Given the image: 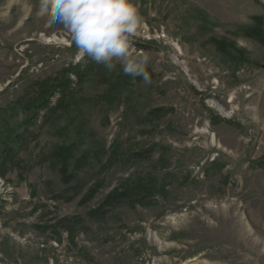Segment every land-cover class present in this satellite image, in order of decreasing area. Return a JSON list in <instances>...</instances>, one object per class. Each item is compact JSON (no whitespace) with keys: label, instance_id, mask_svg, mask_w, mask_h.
I'll return each instance as SVG.
<instances>
[{"label":"rangeland","instance_id":"rangeland-1","mask_svg":"<svg viewBox=\"0 0 264 264\" xmlns=\"http://www.w3.org/2000/svg\"><path fill=\"white\" fill-rule=\"evenodd\" d=\"M132 3L151 83L114 62L34 135L0 178V264H264V0ZM38 10L0 0V142L32 81L85 57Z\"/></svg>","mask_w":264,"mask_h":264},{"label":"clouds","instance_id":"clouds-1","mask_svg":"<svg viewBox=\"0 0 264 264\" xmlns=\"http://www.w3.org/2000/svg\"><path fill=\"white\" fill-rule=\"evenodd\" d=\"M37 15L63 25L81 56L110 72L119 62L124 75L151 83L148 57L133 56L130 37L138 34L142 17L132 0H39Z\"/></svg>","mask_w":264,"mask_h":264},{"label":"trees","instance_id":"trees-1","mask_svg":"<svg viewBox=\"0 0 264 264\" xmlns=\"http://www.w3.org/2000/svg\"><path fill=\"white\" fill-rule=\"evenodd\" d=\"M116 69V68H115ZM115 69L108 71L85 56L82 62L62 67L54 75L32 81L27 88L10 104L14 115H25L21 121V130L8 141L0 142V178L8 170H21L22 154L28 149L32 138L58 113L72 111L75 88L87 80H95L100 85H108L115 76ZM211 123H228L214 116ZM70 149V148H69ZM264 166V160L258 162ZM115 193L107 197V201L117 200Z\"/></svg>","mask_w":264,"mask_h":264}]
</instances>
